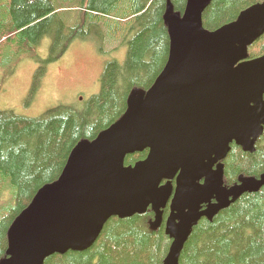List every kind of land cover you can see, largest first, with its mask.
<instances>
[{"label":"water","instance_id":"water-1","mask_svg":"<svg viewBox=\"0 0 264 264\" xmlns=\"http://www.w3.org/2000/svg\"><path fill=\"white\" fill-rule=\"evenodd\" d=\"M210 2L187 0L181 16L166 15L163 71L149 90L128 98L117 122L72 150L58 180L43 186L10 226L0 264H44L86 251L109 219L147 209L158 228L167 206L164 229L172 242L163 264H178L202 218L264 187L263 173L225 188L222 165L230 144L253 152L263 131L264 55L246 57L264 33V3L208 32L201 16ZM144 151L143 161L124 166L127 156Z\"/></svg>","mask_w":264,"mask_h":264},{"label":"trees","instance_id":"trees-1","mask_svg":"<svg viewBox=\"0 0 264 264\" xmlns=\"http://www.w3.org/2000/svg\"><path fill=\"white\" fill-rule=\"evenodd\" d=\"M187 0H81L82 20L59 26L50 0H0V73L22 58L33 59L31 95L40 88L46 66L58 61L76 40L121 41L126 46L122 64L110 61L100 78V91L78 105L59 104L36 118L0 111V261L6 258L7 234L14 220L37 192L60 177L72 150L92 142L117 122L131 95L149 90L163 71L169 54L167 14L184 13ZM264 0H211L201 16L202 28L215 32L234 23L241 12ZM101 24L104 27H101ZM54 35L46 59L35 48ZM25 44V45H24ZM264 55V33L247 48V59ZM222 161L225 188L264 173V127L253 152L230 144ZM147 151L129 155L125 167L143 161ZM165 183V182H164ZM153 227L150 210L130 218H111L91 248L53 255L44 264H163L171 245L164 224ZM178 264H264V187L245 193L212 218L193 227Z\"/></svg>","mask_w":264,"mask_h":264},{"label":"rangeland","instance_id":"rangeland-1","mask_svg":"<svg viewBox=\"0 0 264 264\" xmlns=\"http://www.w3.org/2000/svg\"><path fill=\"white\" fill-rule=\"evenodd\" d=\"M81 0H50L58 13L59 26L70 27L85 17ZM101 27L104 25L101 24ZM54 35L45 37L35 48V55L48 57ZM100 52L94 41H74L56 62L46 66L40 88L31 95V86L38 64L29 58L11 63L0 73V111H11L27 118H36L48 108L59 104L78 105L100 91V78L106 64L124 62L126 46L121 41L102 42Z\"/></svg>","mask_w":264,"mask_h":264},{"label":"flooded vegetation","instance_id":"flooded-vegetation-1","mask_svg":"<svg viewBox=\"0 0 264 264\" xmlns=\"http://www.w3.org/2000/svg\"><path fill=\"white\" fill-rule=\"evenodd\" d=\"M215 169V166H214V168H213V170ZM204 208V207H203Z\"/></svg>","mask_w":264,"mask_h":264},{"label":"bare ground","instance_id":"bare-ground-1","mask_svg":"<svg viewBox=\"0 0 264 264\" xmlns=\"http://www.w3.org/2000/svg\"><path fill=\"white\" fill-rule=\"evenodd\" d=\"M25 45V44H24Z\"/></svg>","mask_w":264,"mask_h":264}]
</instances>
